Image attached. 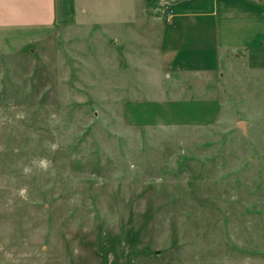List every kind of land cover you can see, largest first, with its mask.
<instances>
[{
    "label": "rangeland",
    "instance_id": "rangeland-1",
    "mask_svg": "<svg viewBox=\"0 0 264 264\" xmlns=\"http://www.w3.org/2000/svg\"><path fill=\"white\" fill-rule=\"evenodd\" d=\"M129 4L0 56V264H264V52L183 94Z\"/></svg>",
    "mask_w": 264,
    "mask_h": 264
},
{
    "label": "crops",
    "instance_id": "crops-1",
    "mask_svg": "<svg viewBox=\"0 0 264 264\" xmlns=\"http://www.w3.org/2000/svg\"><path fill=\"white\" fill-rule=\"evenodd\" d=\"M129 2L124 22L133 54L153 57L166 78L183 87V94L195 89V80L210 76L215 63L229 52H264V0ZM163 4L174 9L169 21L153 12ZM79 7L78 0H0V56L79 28L87 12L83 9L81 15ZM111 38L114 47L124 46L118 36Z\"/></svg>",
    "mask_w": 264,
    "mask_h": 264
},
{
    "label": "built area",
    "instance_id": "built-area-1",
    "mask_svg": "<svg viewBox=\"0 0 264 264\" xmlns=\"http://www.w3.org/2000/svg\"><path fill=\"white\" fill-rule=\"evenodd\" d=\"M154 14L159 17L168 16L171 17L173 13L169 8L158 6L153 10Z\"/></svg>",
    "mask_w": 264,
    "mask_h": 264
},
{
    "label": "clouds",
    "instance_id": "clouds-1",
    "mask_svg": "<svg viewBox=\"0 0 264 264\" xmlns=\"http://www.w3.org/2000/svg\"><path fill=\"white\" fill-rule=\"evenodd\" d=\"M25 191H26L25 189H22V190L20 191V195H21V196H24Z\"/></svg>",
    "mask_w": 264,
    "mask_h": 264
}]
</instances>
